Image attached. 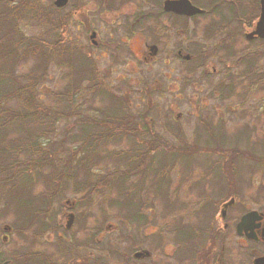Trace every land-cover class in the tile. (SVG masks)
Segmentation results:
<instances>
[{
  "label": "rangeland",
  "instance_id": "obj_1",
  "mask_svg": "<svg viewBox=\"0 0 264 264\" xmlns=\"http://www.w3.org/2000/svg\"><path fill=\"white\" fill-rule=\"evenodd\" d=\"M15 1L18 3L21 0ZM2 2L6 7L9 4L7 0ZM16 7L15 4L11 9ZM3 16L6 17L0 16V31L6 37L14 39L17 31L12 28V33L8 34L5 28L12 27L8 22L14 24L17 23V19L15 21L7 17L8 15L3 14ZM210 19L207 17V22ZM18 22L21 33L28 39L34 38L39 41L45 37L56 42L58 36L62 35L63 45H68L69 42L78 46L87 45L86 38L77 31L80 29L78 25H74L72 33L68 36L60 33L59 24L57 26L56 23L50 24L43 17L37 20L41 23L40 26L29 20L20 19ZM135 39H132V54L127 53L124 56L126 62L132 63V82L120 79L124 73L130 72L129 64H126V67L114 66L111 78L117 80H110L111 85L107 84L105 87L113 95L124 97L123 101L128 105L129 112L143 115L147 119L145 129L150 134L166 141L172 147L181 148L184 156H188L186 158L177 156L176 159H165L160 156L152 160L154 164L160 160L161 164L158 169L155 167L153 169V166L147 168L146 175L154 178L156 176V179L163 181L164 175L160 167L165 163L170 183L168 188L160 183L150 187L148 180L143 183L142 190L150 188L148 194L155 198L150 200L149 197L148 202H153L154 207L145 210L147 220L139 226L123 221L119 212L123 209L121 205L115 204L119 207L109 205L108 199L115 194L114 192L108 195V189L107 192L100 189L93 192L92 199L87 202H82L81 192H65L52 202L51 210L54 212V218L51 230L36 235L31 228L18 234L11 229L13 216L8 212L19 210L23 216L24 205L21 200L19 201V193L33 186L32 182L25 180L24 177H16L9 191L16 196L8 201V212H4L0 195V264L5 261L9 264H18L13 260L20 253L26 252L40 253L49 264H162L165 254L176 252L172 240L173 232H167V229L172 227L174 222L178 223V218L184 223L205 221L203 219L206 218L209 206L206 205L207 210L204 208L199 213L204 207L202 201L204 199L198 194L200 191L209 193L213 189L210 182L219 184L221 179L228 180L229 184L224 182L222 186L231 188L232 192L229 195L234 199L231 212L233 219L245 209L256 208L261 204L264 198V40L247 41L243 37H238L227 41L226 45L231 48L229 51L225 49L224 51L217 48L218 45L213 46L220 39V35L210 39L193 38L197 44H201L200 52H196L194 47H189L185 52L198 54L200 61H194L191 65L184 64L183 80H179L178 83L173 76L169 81L164 79L171 70L175 71V77L176 70L173 69L172 64L170 65V61L167 67L163 64V54H159L152 63L145 64L136 59V56H139L138 46L142 41H148V38ZM202 45H206V48ZM122 47L118 44L117 48ZM6 50L7 44L0 47V57L1 52ZM70 50L73 51L71 58L73 56L77 58L69 65L68 70L73 73L71 79L80 77L84 79L87 69L82 64L80 52L72 48ZM26 62L20 64L17 69L18 76L24 75L33 66L31 58ZM109 63L110 60H104L102 64L106 67L105 64L109 65ZM249 68H253L252 74ZM213 69L217 73H212ZM66 72L64 66L51 65L46 76L39 82L36 91L45 105L59 108L58 103H54L53 96L61 92L66 82ZM90 84L91 82L87 80L82 82L81 88L84 89L80 90L79 106L84 114L93 116L95 109L105 105L104 99L107 96L103 95L102 97H105L101 100L94 94L92 97L88 87ZM158 94L159 96L164 94L163 99H160ZM90 97L93 99L90 100ZM4 107L10 109L11 105L7 102ZM75 122V118L58 120L53 126L55 134H48L46 138L54 139V143L64 141L66 149L72 146L78 147L77 143L70 141L71 136L78 130L74 127ZM22 130L24 132L31 129L24 126L15 127V133H18L17 139L7 143L8 139L3 137L1 141L2 136H0V147L17 146L18 142L24 141ZM4 133V136H7V133ZM214 142L216 143L213 144ZM128 147L129 142L126 139L109 146L110 149ZM0 150L2 151V148ZM95 158L102 163L99 162L92 168L93 174L111 170V165L109 167L103 164L107 161L106 156ZM3 160L6 161L4 151L0 152V162ZM77 169L73 168L77 176H85V169L80 171ZM189 170H191L189 177L183 179L182 174H187ZM37 178H40L38 174ZM214 179L216 180L213 181ZM41 180L36 182L34 194H38L43 189L42 184L38 185ZM197 182L198 186L195 185ZM165 193L168 195L167 200L162 199ZM218 199L220 198H215L217 205L222 202ZM36 202L34 201L33 205ZM68 213L74 214V221L70 229L66 230ZM5 226L9 227L10 231H4ZM167 226L169 227L166 228ZM3 237H6V240L3 241ZM57 237L64 246L65 244L70 246V257L69 254L63 255L56 251ZM142 251L150 253L152 257L134 259L133 254Z\"/></svg>",
  "mask_w": 264,
  "mask_h": 264
},
{
  "label": "trees",
  "instance_id": "obj_2",
  "mask_svg": "<svg viewBox=\"0 0 264 264\" xmlns=\"http://www.w3.org/2000/svg\"><path fill=\"white\" fill-rule=\"evenodd\" d=\"M18 13L9 10L0 0V16L6 17L3 16L5 14L15 21L17 19V23L8 22L12 27L5 28L8 34L12 33V28L17 31L14 39L6 37L0 31V47L7 44V50L1 52L0 57L2 66L0 69L1 141L3 137L8 139L7 143L16 140L18 133H15V127L24 126L31 129L21 131L24 134V141L18 142L17 146L0 147L2 148L0 152L4 151L6 154V161L0 162V195L5 208L4 212H8V201L16 196L15 193L9 192L16 177H24L25 180L31 181L33 186L19 193V201L21 200L25 209L22 210L23 216L19 210L13 213L8 212L13 216L11 229L21 234L32 228L34 234L41 235V232L52 229L54 212L51 207L55 199L65 192H81L82 202H87L92 199V193L100 189L106 192L108 189V195L111 192L115 193L109 197L108 203L110 206L118 204L123 207L119 210L123 221L137 226L144 224L147 220L145 210L154 207L153 202H148L149 197L150 200L155 197L149 196L150 188L142 190L143 183L148 180L150 187L160 183L167 188L170 183L165 163H162L164 166L160 167L164 175L163 181L156 179V176L154 178L146 175L147 168L153 166V169L154 167L158 169L161 164L160 160L157 164H154L152 160L160 156L165 159H176L177 156L186 158L188 155L184 156L181 148L172 147L166 141L150 134L145 130L143 115L133 113L131 115L125 101L103 90L100 85L90 84L88 87L92 97L94 94L101 100L107 96L104 99L105 105L95 109L93 116L84 114L79 106L81 102L79 97L80 90L84 89V87L81 88V84L85 78L72 80L73 73L68 70L69 65L77 60L74 56L71 58L73 51L67 45H63L60 37L56 42L45 37L39 41L26 38L18 27L20 19V16H17ZM30 58L33 66L24 75L18 76L16 71L20 64L27 63L26 61ZM51 65L64 66L67 70L66 82L61 92L53 96L54 103L57 102L59 105L58 109H55L53 105H45L36 91V87L46 76ZM252 71L253 68H249V72ZM103 95L105 96L102 97ZM92 97L90 100L93 99ZM7 102L11 105L10 109L4 107ZM63 118L76 119L74 127L78 130L71 136L70 141L77 143L78 147L72 146L66 149L64 141L54 143V139L46 138L48 134H55L53 126ZM4 132L7 136H4ZM123 139L129 142L127 149L109 148L111 144ZM96 156H106L107 161L103 164L111 165V170L93 174L92 168L101 162L96 161ZM73 168L74 170L78 168V171L85 169V176H77ZM37 174L40 178L36 179ZM39 179L42 180L38 185L42 184L43 189L38 194H34V188ZM112 189L114 191H111ZM162 199H168L167 193L162 196ZM34 201L37 202L33 205ZM60 240L58 238L56 251L63 255L69 254L70 257V246L66 244L64 246ZM13 261L18 264H49L48 260L38 252L20 253Z\"/></svg>",
  "mask_w": 264,
  "mask_h": 264
},
{
  "label": "flooded vegetation",
  "instance_id": "obj_3",
  "mask_svg": "<svg viewBox=\"0 0 264 264\" xmlns=\"http://www.w3.org/2000/svg\"><path fill=\"white\" fill-rule=\"evenodd\" d=\"M7 1V8L19 12L17 16L21 20H29L40 26L41 23L37 20L43 17L50 24H59L61 34L70 36L74 25H78L80 29L77 31L86 38L87 45L78 46L69 42L67 46L80 52L87 69L84 80L100 85L109 93L105 86L110 80H117L111 78L114 66L126 67L129 64L130 72L124 73L120 79L132 82V63L126 62L124 57L127 53L132 54V39L148 38V41L144 40L138 46L139 56L136 59L145 64L152 63L159 54H163V64L167 67L170 61V65L176 70L175 77V71L171 70L164 79L169 81L173 76L178 83L183 80L184 64L191 65L194 61H200L198 54L185 52L189 47L200 52L202 47L194 40L196 37L210 39L220 35V39L213 46L218 45L217 48L227 51L231 47L226 43L231 39L243 37L247 41L264 40L261 38L264 34L261 0ZM15 4L17 7L11 9ZM207 17L211 18L208 22ZM134 41L137 43L136 39ZM118 44L123 49L117 48ZM206 45L202 46L206 48ZM104 60H110L109 65L105 64L106 67L103 66ZM212 73L217 72L213 69ZM163 97L164 94L159 96L160 99ZM117 98L123 100L124 97ZM130 114L132 115L131 111ZM145 120L146 124L147 119ZM190 171L182 174V178L189 177ZM222 180L219 184L210 182V186L215 189L209 193L200 191L198 194L204 199V207L199 213L206 205L209 206L203 223L200 220L197 223H184L178 218V223L176 221L172 227H166L167 232H173L172 240L176 252L165 254L162 264H264V198L256 208H247L233 219L231 212L234 199L229 195L232 191L230 187L222 186L228 180ZM195 185L198 186L199 183ZM215 198H220L222 202L217 205ZM246 215L248 217L242 221ZM3 238L6 240V237ZM151 257L148 253L146 258Z\"/></svg>",
  "mask_w": 264,
  "mask_h": 264
},
{
  "label": "water",
  "instance_id": "obj_4",
  "mask_svg": "<svg viewBox=\"0 0 264 264\" xmlns=\"http://www.w3.org/2000/svg\"><path fill=\"white\" fill-rule=\"evenodd\" d=\"M196 12H200L198 10H195ZM261 24L264 25V0H261ZM264 28H262V32H263ZM261 38H264V34H262ZM248 216H244L241 220L244 221ZM74 221V215L72 213H69L66 215V223H65V229L68 230L70 229V227L72 226V223ZM4 231H10V228L5 226L4 227ZM5 240V238H3V241ZM148 256V252L146 251H142V252H136L134 254L135 258H143V257H147ZM1 264H7V262L1 263Z\"/></svg>",
  "mask_w": 264,
  "mask_h": 264
}]
</instances>
